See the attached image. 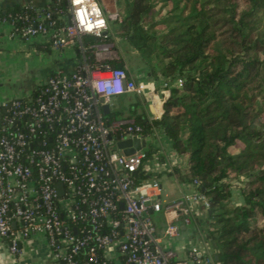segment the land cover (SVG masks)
I'll list each match as a JSON object with an SVG mask.
<instances>
[{
	"label": "built area",
	"instance_id": "2783aa9c",
	"mask_svg": "<svg viewBox=\"0 0 264 264\" xmlns=\"http://www.w3.org/2000/svg\"><path fill=\"white\" fill-rule=\"evenodd\" d=\"M68 6L62 24L50 11L0 17L12 38L55 54L75 47L80 57L73 71L49 75L34 100L0 105V236L18 254L22 239L43 234L61 264H220L199 222L210 200L198 180L182 181L192 192L162 199V173L172 175L182 162L168 152L164 130L155 125L147 133L134 117L108 116L121 95L153 104L158 96L164 105L182 80L111 67L106 61L118 60L111 56L116 37L99 0H68ZM111 18L121 20L117 13ZM87 35L112 40L86 44ZM162 104L151 121L161 118ZM134 138L142 147L126 154L134 145L119 142Z\"/></svg>",
	"mask_w": 264,
	"mask_h": 264
},
{
	"label": "trees",
	"instance_id": "16d2710c",
	"mask_svg": "<svg viewBox=\"0 0 264 264\" xmlns=\"http://www.w3.org/2000/svg\"><path fill=\"white\" fill-rule=\"evenodd\" d=\"M116 1L122 11L118 34L148 74L181 79L182 85L171 88L160 119L150 120L144 100L116 107L109 118L134 117L147 133L155 125L164 130L183 160L172 175L197 179L210 200L199 222L220 264H264V0ZM32 5L0 11V17L50 11L62 24L69 8L68 0ZM111 40L84 38L86 44ZM35 49L44 50L39 44ZM87 56L95 61L92 52ZM106 62L125 66L122 59ZM37 95L38 89L23 100Z\"/></svg>",
	"mask_w": 264,
	"mask_h": 264
},
{
	"label": "crops",
	"instance_id": "0c3cea01",
	"mask_svg": "<svg viewBox=\"0 0 264 264\" xmlns=\"http://www.w3.org/2000/svg\"><path fill=\"white\" fill-rule=\"evenodd\" d=\"M102 8L105 11V14L109 19H112L111 16L114 13L120 15V10L117 6L116 0H99ZM35 4V5H43L44 0H0V11L5 13L7 10L12 9L17 5H26V4ZM121 16V15H120ZM17 39L11 37V29L7 24H0V105H3L6 101L15 98V97H28L30 96L40 85H42L49 77L50 73L53 70L62 69L66 72L73 71L76 66L80 62L79 52L75 47L68 48L63 50L60 54H55L50 50L46 51H37L32 45H27L23 42L24 46H28L27 48L32 50L28 52H37L38 55L47 54V57H43L41 59H45V68L41 76L33 75V79L30 81L23 82V84L16 85L11 81V72L9 71L8 65L4 64L2 58L5 56L6 47L9 44H12ZM19 42V40H18ZM22 45V46H23ZM35 46V45H34ZM68 53V55H66ZM124 60V59H123ZM9 64V63H8ZM124 64L128 70L131 72H135L136 70L130 68L128 63L124 60ZM42 71V70H41ZM41 73V72H40ZM154 109L155 111L161 109L162 102L159 100L158 96H154ZM163 105V104H162ZM144 109L149 117L155 116L149 107V102L144 105ZM168 152L173 153V158H178L181 161V157L176 155L172 146L168 145ZM154 163L153 159H151ZM157 165V164H155ZM183 165V160L181 165ZM173 176V175H172ZM173 180L178 184V193L175 195V199L182 196L184 190V186L182 185V181H180L177 177L173 176ZM191 188H187L189 190ZM21 251L18 254H13L5 239L0 236V264H61L59 261H56L52 258L48 241L45 235L37 234L35 236L24 238L20 242Z\"/></svg>",
	"mask_w": 264,
	"mask_h": 264
},
{
	"label": "rangeland",
	"instance_id": "374dc122",
	"mask_svg": "<svg viewBox=\"0 0 264 264\" xmlns=\"http://www.w3.org/2000/svg\"><path fill=\"white\" fill-rule=\"evenodd\" d=\"M119 9V8H118ZM120 18L122 20V11H120ZM109 19V18H108ZM120 19H109L110 24V32L114 34L116 37L115 45L112 48L111 56L113 58H117L118 60L124 59L130 68L134 70H144L146 73L148 71L145 69L144 60L138 55L136 51L132 49L130 44L118 34V30L120 28ZM22 41L16 40L14 43L9 44L6 47L5 56L2 58L4 64L9 68L11 72V81L14 82L16 85L23 84L24 80H32L34 77L33 75L41 76L44 68L46 60L42 58L47 57V54L38 55L37 52H28L32 51L28 49L26 46L21 43ZM23 45V46H22ZM68 55V53H66ZM9 63V64H8ZM42 70V71H41ZM41 72V73H40ZM138 100H143L140 97L138 98L135 94H127L121 95L113 98V102L115 103L116 107H128L129 105L135 103ZM150 138H148V147L150 145ZM146 147V149L148 148ZM150 149V147L148 148ZM164 177H161V182L163 184L162 190V199L163 201L167 202L170 200L175 199V195L178 193V184L175 180H173V176L169 173H162ZM194 188L189 190H184L185 193L192 192ZM235 200H240V192L238 189L235 191ZM195 228V223L193 222L191 225L188 226V229L185 230L183 233L187 235L191 229Z\"/></svg>",
	"mask_w": 264,
	"mask_h": 264
},
{
	"label": "water",
	"instance_id": "95a60500",
	"mask_svg": "<svg viewBox=\"0 0 264 264\" xmlns=\"http://www.w3.org/2000/svg\"><path fill=\"white\" fill-rule=\"evenodd\" d=\"M120 66H122V65H120ZM149 107H150L151 112L155 115L156 114V111L154 109L153 103H149ZM104 110H105V112H109L110 107H109L108 104H105L104 105ZM130 145H134V147H132V148H125L124 152L126 154L134 153L136 149H140L142 147V143H141V141H140L139 138L127 139V140H124V141H120L119 142V147H121V148L126 147V146H130ZM184 228H185V226H183V229ZM216 259L219 260L218 254H216Z\"/></svg>",
	"mask_w": 264,
	"mask_h": 264
}]
</instances>
